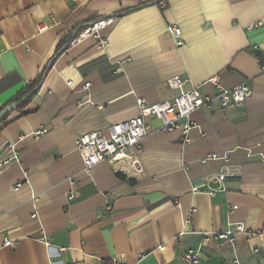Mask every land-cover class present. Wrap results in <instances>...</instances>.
<instances>
[{
  "label": "crops",
  "instance_id": "1",
  "mask_svg": "<svg viewBox=\"0 0 264 264\" xmlns=\"http://www.w3.org/2000/svg\"><path fill=\"white\" fill-rule=\"evenodd\" d=\"M111 16L104 47L94 37L73 42ZM260 57L264 0H0V264H182L191 250L198 264H264L252 252L264 246ZM174 76L210 95L213 78L224 88L246 82L252 94L239 107L196 110L187 141L146 117L128 158L84 170L77 137L137 116V98L172 100ZM40 78L25 105L4 111ZM225 166L234 173L225 191H192ZM227 232L233 242L203 240Z\"/></svg>",
  "mask_w": 264,
  "mask_h": 264
},
{
  "label": "built area",
  "instance_id": "2",
  "mask_svg": "<svg viewBox=\"0 0 264 264\" xmlns=\"http://www.w3.org/2000/svg\"><path fill=\"white\" fill-rule=\"evenodd\" d=\"M162 8L165 7L164 2H160ZM115 21V16L107 17L105 19L97 20L91 25L85 27L74 39L73 42L81 41L87 37H94L98 40V46L104 47L107 44V39L101 37L100 30L112 25ZM167 33L177 39V45L180 46L182 42L179 40L180 29L176 25L167 27ZM258 67L260 71H264V57L258 59ZM187 80L174 76L170 78L167 85L170 89L177 90L178 94L172 100H163L156 103H148L145 99L137 98L136 105L139 110V114L126 121L113 124L109 127L108 133L103 134L99 131H92L83 133L75 140L76 151L80 156L84 170L88 171L93 166L100 162L117 163L129 157L128 152L132 148H139L141 141L146 136L147 124L145 123L146 117H156L161 120L162 125L159 127V131L172 132L179 130L187 141V134L193 128H198L197 123L192 119V114L198 109H211L215 106V102L221 110H225L228 107H239L244 104L246 99L251 96L252 88L246 82H242L232 88H224L220 85L217 78L212 79L215 94L209 93L201 89V85L192 86L189 89H185L184 86ZM90 83H84L83 91L88 90ZM46 128H41L33 132L34 137L37 139L41 134L46 132ZM4 148L14 150V145H6ZM216 156H209L203 159L202 162H206L209 159H216ZM225 165L229 161L228 155L220 157ZM264 158V155H262ZM11 160H17V155L13 152ZM7 161H3L0 167L6 165ZM234 173L229 166H225L224 170H221L215 174L208 176L202 185L192 187L193 192L204 191L208 195L212 196L216 192L225 191L226 187L224 182L227 177L233 176ZM209 182L217 183L216 188H208L202 190L204 186H207ZM20 184H17L14 190L19 188ZM74 198V193L68 195V199ZM34 201L36 197L32 198ZM110 206H108V209ZM233 210V209H232ZM230 211V213L232 212ZM237 230L240 233H247L242 225H237ZM230 233H205L203 240L208 242L212 237L218 240L229 239ZM4 246H12L13 243L5 239ZM49 247L48 244H46ZM254 254L260 252L264 253V246L261 248H254L252 250ZM182 264H198L199 263V251L191 250L182 253ZM117 263V261H114Z\"/></svg>",
  "mask_w": 264,
  "mask_h": 264
},
{
  "label": "trees",
  "instance_id": "3",
  "mask_svg": "<svg viewBox=\"0 0 264 264\" xmlns=\"http://www.w3.org/2000/svg\"><path fill=\"white\" fill-rule=\"evenodd\" d=\"M83 30V27L79 29L78 32H81ZM40 79H37L30 85H28L10 104H15V107H22L23 105L26 104V102L29 100V98L32 96V94L35 92L36 87L38 86ZM30 93H32L30 96H28ZM9 104V105H10ZM106 264H112V263H106Z\"/></svg>",
  "mask_w": 264,
  "mask_h": 264
},
{
  "label": "water",
  "instance_id": "4",
  "mask_svg": "<svg viewBox=\"0 0 264 264\" xmlns=\"http://www.w3.org/2000/svg\"><path fill=\"white\" fill-rule=\"evenodd\" d=\"M32 93H30L28 96H30ZM16 105L15 104H10L4 107V111H9L13 109ZM1 116V115H0Z\"/></svg>",
  "mask_w": 264,
  "mask_h": 264
}]
</instances>
